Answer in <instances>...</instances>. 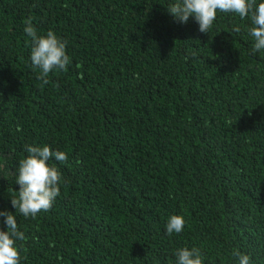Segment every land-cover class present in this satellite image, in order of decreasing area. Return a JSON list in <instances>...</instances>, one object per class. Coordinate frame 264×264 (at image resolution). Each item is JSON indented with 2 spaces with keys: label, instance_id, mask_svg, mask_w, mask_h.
<instances>
[{
  "label": "trees",
  "instance_id": "obj_1",
  "mask_svg": "<svg viewBox=\"0 0 264 264\" xmlns=\"http://www.w3.org/2000/svg\"><path fill=\"white\" fill-rule=\"evenodd\" d=\"M172 2L0 0V211H16L29 145L68 157L49 161L62 175L51 209L16 214L20 264H176L182 247L264 264V50L250 19L218 11L202 33ZM28 18L68 42L46 85ZM174 214L185 225L169 235Z\"/></svg>",
  "mask_w": 264,
  "mask_h": 264
},
{
  "label": "clouds",
  "instance_id": "obj_2",
  "mask_svg": "<svg viewBox=\"0 0 264 264\" xmlns=\"http://www.w3.org/2000/svg\"><path fill=\"white\" fill-rule=\"evenodd\" d=\"M167 10L181 23H186L190 16H194L202 33H210L218 11L250 19L248 33L254 40L252 51L264 50V0H173ZM24 23L25 33L32 38L31 64L33 68L40 69L37 78L46 85L50 82L49 74L53 70H65L71 63L66 52L68 42L53 30L38 35L31 18ZM233 31L239 32L240 28L235 27ZM27 152L28 155L19 162L16 177L18 195L11 197V204L16 211H0L6 225V230L0 229V264H20L22 246L17 241L25 240L26 237L18 230L16 214L35 218L41 211L50 210L60 194L62 175L56 164H50L49 161L54 157L56 161L66 162L67 154L53 151L48 145H29ZM184 225V217L174 214L168 219L166 231L169 235L180 233ZM175 255L176 264H204L203 253L197 247H182ZM232 256L237 264H252L250 254L233 250Z\"/></svg>",
  "mask_w": 264,
  "mask_h": 264
}]
</instances>
